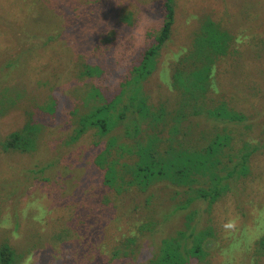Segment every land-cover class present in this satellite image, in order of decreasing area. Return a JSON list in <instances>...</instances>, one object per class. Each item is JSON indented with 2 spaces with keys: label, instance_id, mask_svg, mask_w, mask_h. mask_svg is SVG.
I'll list each match as a JSON object with an SVG mask.
<instances>
[{
  "label": "rangeland",
  "instance_id": "obj_1",
  "mask_svg": "<svg viewBox=\"0 0 264 264\" xmlns=\"http://www.w3.org/2000/svg\"><path fill=\"white\" fill-rule=\"evenodd\" d=\"M164 3L0 0V248L6 245L12 249L13 264H119L112 253L124 232L120 214L108 191L91 180L102 176L101 170L94 176L92 172L98 168L95 157L103 151L107 138L100 139L90 131L71 146L63 145L65 133L73 134L82 112L65 100L53 71H68V83L81 68L98 66L84 84V100H89L94 91L108 92L109 86L120 88L143 51L154 44L165 17ZM172 3V39L158 58V72L146 82L155 97L167 99L170 106L174 104L179 93L172 85L168 88L158 81L160 72L170 68L172 59L176 65L212 23L226 35L217 45L224 46L227 54L217 62L209 97L215 96L216 89L218 98L224 97L232 108L256 110L254 102L264 96L252 93L242 67L262 64L259 76L264 80V0ZM47 64L53 65L49 73L41 68ZM238 91L242 93L238 95ZM14 95L19 97L16 102ZM49 106L52 115L45 112ZM261 112H255L258 121L264 118ZM17 130L31 133L32 144L25 152L14 151L4 142ZM118 149L119 143L112 158L116 159ZM263 185L264 163L249 187L241 184L239 192V187L231 191V184L217 203H196L190 208L199 212L190 227L197 233L210 231L207 239L213 242V249L201 264H236L235 256L241 264H257L252 234L264 217ZM178 190L159 183L148 192L150 198L154 196L151 216L162 223L163 233L144 245L146 259L153 257L164 235L184 229L182 215L190 210L176 211L182 202ZM228 233L238 237V244H229L231 251L219 254L226 250Z\"/></svg>",
  "mask_w": 264,
  "mask_h": 264
},
{
  "label": "trees",
  "instance_id": "obj_2",
  "mask_svg": "<svg viewBox=\"0 0 264 264\" xmlns=\"http://www.w3.org/2000/svg\"><path fill=\"white\" fill-rule=\"evenodd\" d=\"M164 1L165 17L154 44L143 51L139 62L132 67L129 79L122 81L120 88L113 90L109 86L108 92L94 91L89 100H84V84L96 73L98 66L81 68L68 83V71L57 68L53 71L65 100L74 103L72 107L82 112L73 134L65 133L63 145L71 146L90 131H95L100 139L107 138L103 151L95 157L98 168L92 172L94 176L95 171L101 170L102 176H94L91 180L108 191L120 214L124 232L112 253V258H118L119 264H135V261L138 264H201L213 249V242L207 239L210 231L197 233L190 227L199 214L198 209L190 208L196 203H217L230 190L231 184V191H236L241 184L249 187L256 170L264 163V118L261 121L255 119L256 111H262L261 115H264V99H256V110L244 112V109L229 106L224 97L220 100L216 89L215 96L209 97L217 62L227 54L224 46L217 45L219 41L224 42L226 35L212 23L207 24L197 43L176 65L172 59L170 68L160 72L158 81L168 88L173 86L179 93L172 106L167 99L155 97L147 86L146 82L158 72V58L173 35L175 10L172 0ZM181 55L182 52L176 54V60ZM36 57H40L39 53ZM43 67L49 73L53 65ZM261 68L262 64L257 63L242 67L252 93L264 96V80L259 76ZM165 73L168 75L166 80ZM13 100H19L18 95H14ZM51 106L45 110L46 114H54ZM203 124L209 127L205 128ZM53 133L52 129L50 135ZM30 134L17 130L4 142L14 151L25 152L32 144ZM118 143L115 159L112 158L113 149ZM159 183L179 189L182 202L176 211L190 212L182 215L184 229L164 235L153 257L146 259L144 245L156 234L163 233L162 223L151 216L154 196L148 195ZM252 235L257 264H261L264 217ZM226 239V250L219 254L229 253V244H238V237L233 233H228ZM233 260L241 264L236 256ZM0 264H13V251L6 245L0 248Z\"/></svg>",
  "mask_w": 264,
  "mask_h": 264
}]
</instances>
